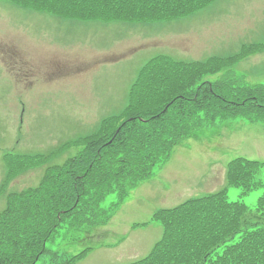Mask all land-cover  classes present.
<instances>
[{
  "label": "rangeland",
  "instance_id": "obj_1",
  "mask_svg": "<svg viewBox=\"0 0 264 264\" xmlns=\"http://www.w3.org/2000/svg\"><path fill=\"white\" fill-rule=\"evenodd\" d=\"M262 40L264 0H215L190 16L147 24L59 18L0 0V188L7 186L5 155H49L0 194V212L8 193L37 187L48 167L77 155L81 138L123 110L138 71L153 58L225 59ZM232 70L248 85L264 83V52ZM235 157L264 162V123L229 120L183 140L107 223L57 236L37 264H54L51 253L65 259L85 249L76 264L143 259L162 237L155 213L226 188V166ZM257 180L264 185V169ZM263 193L228 188L230 201L251 209ZM113 202L116 196L108 197L102 208Z\"/></svg>",
  "mask_w": 264,
  "mask_h": 264
},
{
  "label": "trees",
  "instance_id": "obj_2",
  "mask_svg": "<svg viewBox=\"0 0 264 264\" xmlns=\"http://www.w3.org/2000/svg\"><path fill=\"white\" fill-rule=\"evenodd\" d=\"M9 1L61 18L146 23L188 16L214 0ZM261 51L264 42L228 61L183 63L167 56L149 61L123 110L81 138L77 155L48 167L37 187L9 195L0 213V264H36L57 236L107 223L130 192L198 131L231 119L264 123V83L248 85L231 74L206 80L226 62ZM48 156L7 155L4 185L46 164ZM261 169L264 162L238 157L227 165L225 189L157 211L153 221L161 223L162 237L148 256L131 264H264V194L254 209L228 198L231 187L243 195L263 188L257 180ZM110 196L116 202L102 208ZM89 250L65 260L54 253L51 262L76 264Z\"/></svg>",
  "mask_w": 264,
  "mask_h": 264
}]
</instances>
